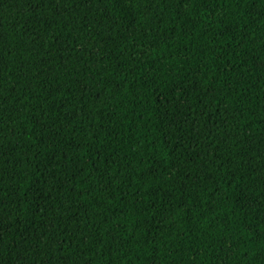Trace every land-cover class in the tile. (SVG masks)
<instances>
[{"label": "trees", "instance_id": "16d2710c", "mask_svg": "<svg viewBox=\"0 0 264 264\" xmlns=\"http://www.w3.org/2000/svg\"><path fill=\"white\" fill-rule=\"evenodd\" d=\"M0 264H264V0H0Z\"/></svg>", "mask_w": 264, "mask_h": 264}, {"label": "rangeland", "instance_id": "374dc122", "mask_svg": "<svg viewBox=\"0 0 264 264\" xmlns=\"http://www.w3.org/2000/svg\"><path fill=\"white\" fill-rule=\"evenodd\" d=\"M126 6L128 5V3L125 4Z\"/></svg>", "mask_w": 264, "mask_h": 264}]
</instances>
